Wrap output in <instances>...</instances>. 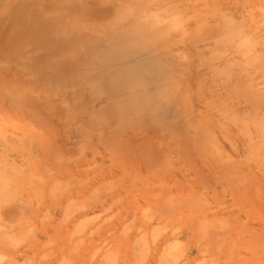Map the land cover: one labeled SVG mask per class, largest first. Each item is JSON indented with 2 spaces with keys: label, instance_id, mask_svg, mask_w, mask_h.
Returning <instances> with one entry per match:
<instances>
[{
  "label": "rangeland",
  "instance_id": "rangeland-1",
  "mask_svg": "<svg viewBox=\"0 0 264 264\" xmlns=\"http://www.w3.org/2000/svg\"><path fill=\"white\" fill-rule=\"evenodd\" d=\"M148 27L135 56L162 63L110 87L22 61L5 77L0 51L20 101L0 96V264H264V0H153ZM68 125L88 135L72 155Z\"/></svg>",
  "mask_w": 264,
  "mask_h": 264
},
{
  "label": "bare ground",
  "instance_id": "bare-ground-1",
  "mask_svg": "<svg viewBox=\"0 0 264 264\" xmlns=\"http://www.w3.org/2000/svg\"><path fill=\"white\" fill-rule=\"evenodd\" d=\"M152 7L153 0H0V51L4 53V56L7 55L8 57V65H6V67L2 66L5 70L0 67L2 69L1 72L4 76L7 73L8 77L11 74L13 75L14 72L16 74L17 70L10 65L22 61V63H20L30 70H38V67L45 66V68L42 67L43 69L41 68V70H39L37 77L42 79L48 76L51 79L50 81L53 80L52 83L63 79L65 71H73L74 73L85 72L86 74L88 72V77L92 80H100L98 79L100 77L106 78L105 80L101 79V81H98V84L104 87H110L112 84L111 80L114 77H111L112 72L110 70L116 72V70L122 69L125 74L128 72L129 74H133V70L135 69L136 71V69L145 62L147 64L146 66L143 65L145 66L143 72L145 73V70L155 72V69H158L163 60L157 58L154 53V55L151 53V55L144 56L143 58L135 56L134 51H145L143 47H146L147 42H145L140 35L134 37L131 34L132 30L135 31L140 26L142 32L146 35L149 33L148 29L150 26L148 27V24L151 20ZM136 12L141 15L139 14V16H136ZM149 40L150 38L148 41ZM78 50L82 52L85 50V55L81 57ZM70 52H75L76 54H74L72 58H62L60 61L53 60L55 55L60 54L61 57V54ZM32 53H41L42 55L32 57V59L29 60L26 56ZM93 63L97 64L98 67L94 68ZM90 64H92L94 69H91ZM101 64L105 65V67L102 68L99 66ZM117 73H119V71ZM137 73L138 71L134 72L136 76L139 74L140 77V73ZM142 76H144V74ZM108 77L111 78V80L107 79ZM140 78L142 79L143 77ZM146 79L149 83L150 80L148 78ZM114 80L116 81V79ZM159 81H163V83H157L158 85L154 86V88L160 87L162 83V86L168 89V81V83L164 82L161 78ZM40 82H42V80ZM0 84V96L3 100L5 99L6 103H20L16 98H14V102V100H12L13 98L7 94L9 89L12 92L17 89L16 86L18 85L15 84V81L13 83H8L9 85H6L3 91L2 87L5 83L1 77ZM27 85L28 84H23V82L21 84L19 83L20 88ZM31 86L34 87L31 88L34 91L40 89L38 83H35V85L31 84ZM25 97H27V99H25ZM25 97L23 98L27 101L25 104L29 103L28 105H31V111L45 114L43 116L39 114V116L43 118L41 124L48 123L46 121L48 118H60L63 116V111L61 112L57 106L52 104L41 106L40 104L38 105V109L35 98L34 100L31 99L30 96ZM23 99L21 106L25 107L23 105ZM42 108L46 111L44 110V112ZM30 109L27 110L30 111ZM114 109H116V107H114ZM78 117L75 116L74 121H76V118H82ZM86 124V121L81 122L80 126ZM69 126L71 125H68L67 130ZM67 133L69 134L64 142L66 146L64 148H66V150L64 149L62 152L72 155L74 152L72 151L73 149L69 147V144L80 143L78 140L74 139L76 134H80L85 138L86 136L88 137V135L81 130V127L75 129L70 128ZM96 138L97 142L98 140L100 142L103 140L101 136ZM0 146H2V143H0ZM36 146L34 145L35 148ZM67 150H69V152ZM35 152L36 154L40 153L44 156L43 149L36 148ZM5 217L12 218L7 211L1 214L0 219L4 220Z\"/></svg>",
  "mask_w": 264,
  "mask_h": 264
}]
</instances>
